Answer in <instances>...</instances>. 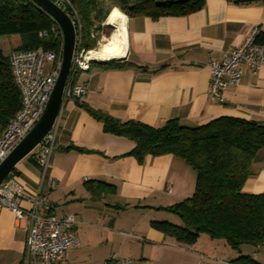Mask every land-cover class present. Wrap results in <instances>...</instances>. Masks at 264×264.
<instances>
[{
	"label": "crops",
	"instance_id": "obj_1",
	"mask_svg": "<svg viewBox=\"0 0 264 264\" xmlns=\"http://www.w3.org/2000/svg\"><path fill=\"white\" fill-rule=\"evenodd\" d=\"M262 22L264 0H205L188 15L127 18V57L118 65L93 62L77 74L87 93L82 106L72 98L63 101L47 170L38 161L37 146L6 178L10 191L23 194L20 207H34L32 199L39 195L45 198L36 204L40 213L46 205L57 217L72 213L78 218L79 246L54 264H102L115 258L131 264H231L240 254L264 264L257 247L234 250L206 233L186 245L153 226L152 221L180 223L166 207L194 192L197 174L174 154H147L138 161L131 154L134 142L105 132L87 110L153 127L171 118L188 127L222 116L264 122V65L256 73L244 66L238 85L224 89V101L208 95L210 59H221ZM2 40L6 53L20 44L19 36ZM255 159L246 193L264 191V148ZM26 237L27 219L17 220L12 210L0 207V264H37Z\"/></svg>",
	"mask_w": 264,
	"mask_h": 264
},
{
	"label": "trees",
	"instance_id": "obj_2",
	"mask_svg": "<svg viewBox=\"0 0 264 264\" xmlns=\"http://www.w3.org/2000/svg\"><path fill=\"white\" fill-rule=\"evenodd\" d=\"M103 1L69 0L80 21L81 47L85 50L95 49L97 40L91 34L104 28L101 22L113 8L117 7L127 18L141 15L155 18L188 15L201 9L205 2L106 0L109 7L104 17L99 18L98 5ZM66 12L72 15L71 8H66ZM54 26L52 19L30 2L0 0V38H20V44L13 50L41 47L57 51L61 42L53 32ZM41 31L46 35L40 37ZM257 41L264 44V29L260 30ZM8 53L0 46V132L20 109V94L13 80ZM106 64L118 65L120 62ZM87 110L101 122L105 132L131 139L134 142L131 154L138 161L147 154H174L186 161L197 174L194 192L166 207L179 217L180 223L152 221L158 230L186 245L206 233L212 239L224 240L230 248L238 251L242 246L264 247V191L258 194L243 191L244 183L253 175L252 163L258 151L264 148V122L222 116L205 125L188 127L171 118L162 126L153 127L136 119L119 120L103 112ZM230 262L261 264L245 254Z\"/></svg>",
	"mask_w": 264,
	"mask_h": 264
},
{
	"label": "built area",
	"instance_id": "obj_3",
	"mask_svg": "<svg viewBox=\"0 0 264 264\" xmlns=\"http://www.w3.org/2000/svg\"><path fill=\"white\" fill-rule=\"evenodd\" d=\"M25 1L33 4L29 0ZM54 2L59 4L65 11L66 8H71L72 15L69 16H71L76 28V44L70 71L63 88V101L72 98L75 102H81L87 93V88L84 84L78 83L75 77L81 71L89 70L93 60L86 59L89 50L81 47L82 28L72 4H70L69 0H56ZM52 21L55 24L52 28L53 32L61 42L57 51L38 47L30 50H11L8 53L13 80L20 94V109L14 116L9 118L6 127L1 131L0 162L6 158L9 152L29 132L42 115L56 83L63 55V35L58 24L54 19ZM261 29H264V22L260 25H255L243 42L231 51L225 52L221 59L218 61L210 59V81L208 84V95L210 98L217 102L224 101V89L228 85H238L244 66L256 73L264 65V44L257 41V36ZM94 34L93 32L91 37H94ZM44 35H46L45 31L39 33L40 37ZM84 53L85 55L83 56ZM52 129L37 145L41 147L40 153L37 155L38 161L44 170H47L49 154L53 147L54 134ZM55 185V181L52 180L50 186L53 188ZM22 196L23 194L20 191H10L9 182L6 179L0 184V207H7L12 210L17 220L27 219L26 244L28 252L33 256L37 264H54L63 260L67 249L80 244L74 231L78 218L72 213H62V215L57 217L51 212L50 207L46 205H44L46 212L40 213L36 204L38 202L44 204L45 198L39 195L32 199L34 207H20ZM131 263L132 261L128 258H115L107 259L102 264Z\"/></svg>",
	"mask_w": 264,
	"mask_h": 264
},
{
	"label": "water",
	"instance_id": "obj_4",
	"mask_svg": "<svg viewBox=\"0 0 264 264\" xmlns=\"http://www.w3.org/2000/svg\"><path fill=\"white\" fill-rule=\"evenodd\" d=\"M39 9L43 10L49 17L54 19L62 30V61L60 71L56 78V83L46 102V107L42 115L35 122L29 132L17 143V145L9 152L4 160L0 162V184L5 180L15 165L24 157L30 154L34 148L51 131L57 120L58 113L63 103V88L66 84L70 71L73 51L76 44V28L74 27L71 16L57 3L52 0H29ZM105 24V23H103ZM109 26L108 24H105ZM110 27V26H109ZM127 57V56H126ZM124 58L112 59L109 61H99L98 63H109L111 61H121Z\"/></svg>",
	"mask_w": 264,
	"mask_h": 264
},
{
	"label": "bare ground",
	"instance_id": "obj_5",
	"mask_svg": "<svg viewBox=\"0 0 264 264\" xmlns=\"http://www.w3.org/2000/svg\"><path fill=\"white\" fill-rule=\"evenodd\" d=\"M108 14L104 22L112 27L114 31L104 44L88 52L86 55V59L88 60L109 61L124 58L128 53V39L126 36L127 16L119 11L118 8H113Z\"/></svg>",
	"mask_w": 264,
	"mask_h": 264
},
{
	"label": "rangeland",
	"instance_id": "obj_6",
	"mask_svg": "<svg viewBox=\"0 0 264 264\" xmlns=\"http://www.w3.org/2000/svg\"><path fill=\"white\" fill-rule=\"evenodd\" d=\"M109 2L104 0L103 3H100L99 7H103L102 9V13H101V17H104V13L107 11L108 7H109ZM105 21V18H104ZM104 21H102V23H105ZM102 27H104L103 29H96L95 31V39L97 40L96 42V47L95 48H99L102 44L105 43L106 39L111 35V33L114 31L112 27H109L105 24L102 25ZM4 40L0 41V46L3 49L4 52L7 51V44H5L3 42ZM90 51V50H89ZM85 55V53L83 54V56ZM119 61V60H118ZM115 61V62H118ZM114 62V61H111ZM257 253H259L260 255L264 254V247L259 248V250L257 251ZM258 258L260 256H257ZM260 260L264 261V258H259Z\"/></svg>",
	"mask_w": 264,
	"mask_h": 264
}]
</instances>
